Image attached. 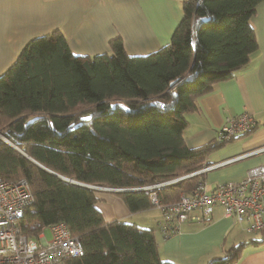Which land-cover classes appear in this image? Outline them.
<instances>
[{
    "label": "trees",
    "instance_id": "trees-1",
    "mask_svg": "<svg viewBox=\"0 0 264 264\" xmlns=\"http://www.w3.org/2000/svg\"><path fill=\"white\" fill-rule=\"evenodd\" d=\"M259 4L264 0H182L169 42L145 55L127 54L120 36L108 51L75 55L59 28L27 40L0 74V133L11 142L0 140V178H25L33 195L23 234L36 237L64 222L83 255L63 264H175L160 257L151 228L105 221L91 186L121 188L115 192L130 211L153 205L152 191L166 205L194 190L203 172L189 174L228 138L189 147L185 114L249 61L257 48L249 20ZM249 243L263 245L264 234L205 264H235Z\"/></svg>",
    "mask_w": 264,
    "mask_h": 264
},
{
    "label": "crops",
    "instance_id": "crops-1",
    "mask_svg": "<svg viewBox=\"0 0 264 264\" xmlns=\"http://www.w3.org/2000/svg\"><path fill=\"white\" fill-rule=\"evenodd\" d=\"M182 0H0V74L16 59L30 38L59 28L75 55L109 50V40L120 36L129 55H145L166 45L182 17ZM257 48L249 61L226 80L214 83L196 98L197 109L185 114V143L197 147L216 143L230 117L250 113L255 126L244 134L217 143L203 160L202 180L208 190L241 180L247 170L264 165V4L250 18ZM183 193V192H182ZM187 194V193H186ZM97 209L105 221L119 220L151 228L162 259L175 264H205L240 241L260 239L262 229L246 231L247 221L225 216L215 206L203 220L180 224L164 237L159 229L161 209L150 205L130 211L114 191L97 192ZM194 212L200 214V210ZM264 224V214H263ZM235 264H264V244H247Z\"/></svg>",
    "mask_w": 264,
    "mask_h": 264
},
{
    "label": "built area",
    "instance_id": "built-area-1",
    "mask_svg": "<svg viewBox=\"0 0 264 264\" xmlns=\"http://www.w3.org/2000/svg\"><path fill=\"white\" fill-rule=\"evenodd\" d=\"M255 123L250 113L242 112L226 120L218 138L244 134ZM260 150H264V146ZM157 186L160 184L142 188L152 189ZM149 197L151 203L161 209L159 229L164 237L178 232L183 222L203 220L212 213L215 206L222 207L225 216L245 219L248 222L246 231L253 232L264 226V165L249 168L239 181L219 183L211 190L200 179L191 193L181 192L178 200L170 204L160 205L155 191L150 192ZM32 201L33 195L25 178H0V264H63L66 257L83 255L81 242L71 235L64 222H54L43 227L36 237L23 234L21 218ZM46 227L50 231L49 238L44 234Z\"/></svg>",
    "mask_w": 264,
    "mask_h": 264
},
{
    "label": "rangeland",
    "instance_id": "rangeland-1",
    "mask_svg": "<svg viewBox=\"0 0 264 264\" xmlns=\"http://www.w3.org/2000/svg\"><path fill=\"white\" fill-rule=\"evenodd\" d=\"M0 140H3V141L6 142V143H11V142L8 141V139H7L2 133H0ZM13 147H14V146H13ZM204 170H205V168H201V169H198V170L192 172V173L189 174V175L199 174V173H201V172H204ZM180 178H182V177H180ZM171 181H173V180L167 181L166 183H169V182H171ZM159 184H160V186H161V185L165 184V182H163V183H162V182H159ZM146 186H149V185H146ZM157 187H159V186H157ZM157 187H155V188H157ZM101 188H106V189H110V190L117 191V189H115L114 187H103V186H101ZM155 206H156V205H155ZM44 234H45V236H46L47 238L50 237V231H49V229H48L47 227L44 228ZM27 237H28V236H27Z\"/></svg>",
    "mask_w": 264,
    "mask_h": 264
},
{
    "label": "water",
    "instance_id": "water-1",
    "mask_svg": "<svg viewBox=\"0 0 264 264\" xmlns=\"http://www.w3.org/2000/svg\"><path fill=\"white\" fill-rule=\"evenodd\" d=\"M11 146H13L12 144H10ZM17 149V148H16ZM19 152H21L22 154H24L20 149H17ZM25 155V154H24ZM26 156V155H25ZM28 157V156H27ZM29 158V157H28ZM31 159V158H30ZM34 163H36L39 167L45 169L46 171H49L51 173H54L52 172L51 170L47 169L46 167H44L43 165L39 164L38 162H36L35 160L31 159ZM56 174V173H54ZM58 175V174H56ZM62 178H64L63 176H60ZM71 182L75 183V184H78V185H82V186H87V187H90V185H87L85 183H81V182H78V181H74V180H70ZM91 187H94V188H97V189H101V187H96V186H91Z\"/></svg>",
    "mask_w": 264,
    "mask_h": 264
}]
</instances>
